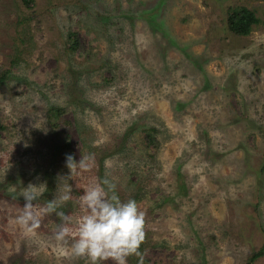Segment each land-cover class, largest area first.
I'll return each mask as SVG.
<instances>
[{
  "label": "rangeland",
  "instance_id": "1",
  "mask_svg": "<svg viewBox=\"0 0 264 264\" xmlns=\"http://www.w3.org/2000/svg\"><path fill=\"white\" fill-rule=\"evenodd\" d=\"M241 6L260 20L247 37L226 27ZM65 144L88 171L66 178ZM263 165L264 2L0 0V264H91L55 213L14 221L31 183L40 206L71 196L74 227L106 174L145 213L143 264H264Z\"/></svg>",
  "mask_w": 264,
  "mask_h": 264
},
{
  "label": "clouds",
  "instance_id": "2",
  "mask_svg": "<svg viewBox=\"0 0 264 264\" xmlns=\"http://www.w3.org/2000/svg\"><path fill=\"white\" fill-rule=\"evenodd\" d=\"M65 159L71 174L66 178H70L78 169L88 171L91 167V157L88 155L77 160L69 154ZM38 188L30 183L21 193L25 203L14 221L21 229L32 232L40 226L44 215L55 213L62 223L57 225L54 239L66 242L74 233L76 238L70 245L72 255L87 257L91 264L107 261L128 264L129 257L135 256L143 264L140 247L145 240V213L135 199H120L116 184L107 174L78 197L83 214L74 227H70V216L58 211L71 196L68 193L55 195L40 206L34 203L38 198Z\"/></svg>",
  "mask_w": 264,
  "mask_h": 264
},
{
  "label": "trees",
  "instance_id": "3",
  "mask_svg": "<svg viewBox=\"0 0 264 264\" xmlns=\"http://www.w3.org/2000/svg\"><path fill=\"white\" fill-rule=\"evenodd\" d=\"M262 1L264 0H257ZM25 4L32 3V0H23ZM260 24L259 18L256 17L255 13L251 10H248L246 7H232L227 10L226 16V27L230 34L237 37H247L251 34L254 27ZM68 41L71 42L69 46V52L73 53L77 48V41L74 39V35L70 34L68 37ZM3 77L5 75H2ZM63 111L60 108L52 107L49 109L48 118L52 127H56L58 123L67 124L63 121L62 118ZM148 142L150 143V137L147 136ZM62 149L65 150V155H69L70 153L67 150V145L62 146ZM264 169V165H263ZM142 247V246H141ZM140 247V252H141ZM132 258V257H131ZM130 258V259H131ZM260 258H264V245L251 257L252 261H256ZM135 264H140V262Z\"/></svg>",
  "mask_w": 264,
  "mask_h": 264
}]
</instances>
